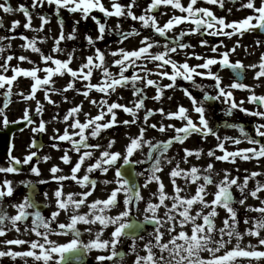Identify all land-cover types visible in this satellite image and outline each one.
<instances>
[{
	"label": "snow or ice",
	"instance_id": "obj_1",
	"mask_svg": "<svg viewBox=\"0 0 264 264\" xmlns=\"http://www.w3.org/2000/svg\"><path fill=\"white\" fill-rule=\"evenodd\" d=\"M211 5H219L224 7L223 0H208ZM45 4L53 5L55 12L60 14L63 9H67L72 13L79 11L81 17L85 20L89 18L93 9H100L107 16L115 17H131L134 20L140 21L145 27L151 26L155 29L156 33L161 35H167L169 29H173L176 25L182 24L185 21H191L195 27L189 29V32H200L201 30H211L210 35H223L225 37H231L237 33L240 35L244 34V31L253 30L255 28L264 29V0H261L259 5L256 4L255 0H247L246 4H241L242 8H248L253 10V14L239 20L227 22L223 16H216L215 13L208 7L197 6V0H189L187 6L181 3V0H151L148 7L144 9V14L137 16L133 11V8L138 6V0H130L127 5H122L119 0H115L110 6L106 7L102 0H32L31 5L20 4L17 8H13L11 3L5 2L0 3V9L4 12L20 11L23 12L27 19V23L23 26L25 28H32V18L34 9L41 8ZM173 5L174 8L180 9L187 15H173L168 19L162 26L156 19V16L151 15L153 9L158 8L160 5ZM195 6V7H194ZM231 12V9H228ZM59 24L61 27V33L58 37L54 38V45L52 51L61 52L63 49L60 47V42L65 39H73L78 35L79 20L74 21L72 32L65 37L63 34L64 19L59 16ZM51 17H42V24L40 28L35 31L43 29L44 25L49 22ZM91 19L95 22L98 27V35L94 38L91 35H86V40L90 46H95L97 40H103L104 34L108 31L107 22L102 21L96 16H91ZM256 21L254 24L253 21ZM20 24L19 20L12 22V29H15ZM217 25L220 27L218 28ZM3 26L2 18H0V27ZM222 29H231V31H222ZM188 33L181 30L179 35L176 37L177 44L175 47L171 46L170 42L165 44L163 50L153 52L154 46H159V41L153 40L151 36H144L140 41V46L136 49H126L123 47L117 48L112 52L114 57L112 62L106 60V52L98 47H94V51L91 55L85 58L78 68L73 69L70 67V63L74 58L75 49L68 53L67 59H59L51 54H45L37 46V38H29L23 36L22 38L27 41L22 47L31 48L33 51L40 53L42 60L47 65L44 69L39 67H33L31 69H25L22 67H15L13 69L14 75H5L4 72L8 71V62L13 59L12 55H7L4 59V63H0V68L4 72H0V87L8 86L7 92L3 93L6 97H11L12 89L11 84L16 80L17 75L23 74L25 77H31L34 79V83L31 85V91L24 96V99H32L35 97V93L39 88H44L45 96L51 101V97L48 96L49 92H59L61 89L53 86L52 88L46 87L47 85H54L55 81L52 77L56 74L63 75L64 73H70L72 79L68 82L63 89L67 91L72 89L76 92H81V89L76 87V83L80 80L89 81L84 88L86 91L83 92L85 96L89 94L92 89L98 90L100 93L111 94L115 92L118 87L126 86L128 81H132L133 85L143 84L144 87H135V93L137 99L131 107L120 104L118 102H111L101 97L100 107L101 111L96 116L85 114L87 119L81 122L76 115L81 111V107H72L63 117L64 121H69L72 118L70 127L72 129H78V131L69 132L68 128H65L62 133L60 130H56V135L53 136L54 141H71L73 149L76 153H80L78 160L75 162L71 169L70 176L62 174V169L56 164H53L49 169L50 179L57 182L58 187L54 190L55 197V210H53L49 217H45L39 210L34 212H28V208L35 206V202L29 197H23L22 201L15 204L14 207L18 209L15 215H9L7 211H3V202L5 197L12 196L14 188L12 187V181L5 180L0 185V236H4L8 229L5 221H10L11 225L17 232L21 231V226L18 222L26 221L29 216L33 217L31 220L30 231L35 233L40 239L26 241L24 239L15 238L5 240V245H25L29 247L24 251H16L13 248L8 247L7 250L0 249V259L3 257H10L15 260L17 257L32 258L37 264H57V261L62 262L65 259V253L74 249L83 247V249L91 251L92 249H107L109 250L108 256H98L97 260L100 264H107L112 257L120 255L117 246L123 244L122 236L126 235L125 229L128 227V217L131 214V208L129 207L132 203L133 197L137 202L144 201L146 204L145 209V220L155 221L157 227L150 234V238L144 244V248L147 249L146 255H139L137 253L134 264H240L241 259H247V264H252V261L264 260V201L260 207H253L247 205L249 211L258 213L257 217L249 218L244 217L245 229L242 231L239 227L241 220L238 216V210L233 207V203L239 205H246V201L249 197L260 199L258 195L264 191V182L257 181L254 189L248 188L249 179L261 175L256 171L250 173V176H245L243 182H238L239 177H231L228 170H225V175L218 183L214 179L213 173L215 172L214 165L208 163L207 167L203 170L193 165L188 169L180 167L179 162H176L170 170V179L173 185H176V178L183 176L186 182L197 183L198 188L195 193L191 196L181 195L182 189L176 185L173 194L169 195L165 191V184L161 179L160 173L163 171L162 162H166L169 165L173 164V161L169 159L165 153L168 152L169 148L174 143L183 142L192 134H200L207 138L209 134L213 135L217 139L216 147L223 150L224 154L217 156L215 151L209 150L207 155L214 157L216 160L227 161L231 158L232 162H235L237 157L244 160L252 158L264 157V123H257L255 132L260 137L257 139L254 136H249L245 131L243 125H234L239 127L240 132L248 139L254 147L246 149H237L236 151L229 152L225 148L224 141L231 140L235 144H239V139L235 137L224 136L221 138L217 131L210 126V122L206 117V108L204 103L198 100L189 88H182L184 94L188 96L192 102V110L196 113L197 121H194L189 113V110L184 105H178L175 111H166L163 108L156 109L164 117L168 118H179L183 125L182 127H176L175 125H164L151 124L149 125V117L152 116L153 110L146 109L144 103V97L139 94L144 91V88L148 86H155L157 89V95L153 97L154 100H160L162 97L171 99L167 96L165 89L180 88L181 85L177 83L178 79L182 78L186 81H191V86L205 88L202 83H197L195 77L206 76L214 78V87L218 90L216 96H211L207 92L204 93L205 100L220 99L223 97L225 102L228 104L226 111L231 115L233 109H239L245 113L255 115L257 117L264 118V111L250 110L243 107L242 102H237L234 98L232 89H243L249 86L242 83L236 82L229 86L227 89L222 86L221 77L219 74L212 70V66L218 62L224 65H229L233 68L244 66L242 62L236 61L231 62L229 57L230 53L236 51L235 47H232L223 53H219L217 57L212 56H199L198 59L202 60L203 63L197 65H190L188 60L185 59L182 63L172 58L171 54H175L177 49H188L194 48V45L185 44L180 42L184 36ZM121 37L127 40L132 36H139L140 32L135 27L127 33L121 31ZM0 39H6V37H0ZM209 41L203 39L200 41L202 45H208ZM223 41H221V44ZM257 44L261 43L260 40L256 41ZM239 44V41H237ZM11 48V45H7ZM218 45H213L211 48L212 52H217ZM4 51V47L0 46V53ZM192 56H196L195 52L190 53ZM20 61L28 59L26 56H19ZM158 61V67L161 69L158 75L161 78L167 77L170 80L168 84H161L156 79L149 78L151 73L146 75H138L136 71L138 69L137 61ZM48 62H54V67L49 65ZM111 63L118 65V69L115 71H109ZM171 65L170 70L165 69V65ZM248 67L256 68L257 65H249ZM133 69L131 76L126 75L127 70ZM93 69H102L104 75L103 84L91 83V77L93 75ZM259 71L256 73L257 77H264V54L261 55V61L259 64ZM39 71H44L45 75L43 78L37 75ZM67 100L68 97L64 96ZM251 102L264 105V95H256L254 92L248 98ZM11 101L9 100L8 103ZM55 103L54 101H51ZM93 104L95 100L91 101ZM8 103H5L3 107H0V116H2V122L4 127H8L9 124L19 123L18 121H9L6 115V108ZM107 105L106 111L103 110L104 106ZM145 108L143 117H139L137 113L140 109ZM124 110L134 117L132 120H118L117 110ZM37 111H43V105L37 103ZM110 114V118L105 119ZM22 120L29 123L33 122V117L30 114L29 109H25L24 115L21 117ZM142 119V124L139 128V132L134 136L128 137V144L125 146L123 152L112 151V145L116 143L114 137L108 139L106 146H102L99 142L92 143L89 141V137L101 136L102 132L112 128L114 125L121 123L124 125L132 126L136 125L137 120ZM144 125H149L152 129H157L162 133H167L169 127L173 128L175 134L170 136L167 140L158 141L153 143L152 140L148 139L146 133L148 131ZM86 129H90L89 132H85ZM34 132L46 131V124L42 120L37 127L32 129ZM73 137H79L73 139ZM14 139V138H13ZM147 144L149 152L147 158L155 159V163L151 169L145 175V183L140 187H148L153 181L157 183V191L152 193L153 197H158V200L148 199L141 194L139 188L135 185H131L129 180L124 176L121 171V167L117 166V161L123 159L124 164L139 163L138 160H131L133 153L137 149H143L144 145ZM36 146V141L33 139L30 147ZM54 148H59L60 145L54 143ZM15 147L14 142L10 145V149L7 153V165L0 167V172L4 173H16L21 171L18 165L30 164L34 157H37V152H29L27 156L21 160L20 158L12 155L11 149ZM87 150L81 152V149ZM153 149L160 151V155L153 157ZM95 150H100V156L95 160V163L87 165V172L82 176H78L77 173L80 171L82 165L85 164L86 158L93 157ZM184 156L182 159L187 161L194 152L198 157L203 153V149H190L184 147L182 149ZM64 155L60 157L62 161L68 163L70 156L68 150H64ZM43 160H49L51 157L43 156ZM39 160L36 161L37 166H31L30 171L37 175L40 174V168L38 167ZM115 167V180H104L105 185L115 183L117 186L110 190L106 199H96L88 206V197L91 196L92 190L95 189L97 181L91 179L87 173H92L96 169L107 173L109 168ZM138 175H141L138 173ZM202 177V180H201ZM67 180H75L77 183L85 185L86 189L80 193H72L64 191V183ZM21 184L32 185V181H20ZM40 183H47V181H40ZM215 184L216 191L212 194L213 199L208 200L205 197L208 195L207 188L209 185ZM235 185L241 195V198L235 200L232 187ZM6 186V187H5ZM134 188L136 189L134 191ZM124 193L123 205L124 207L119 211L118 215H108L107 209L116 207L119 201V194ZM47 197L48 193H44ZM77 196L79 198H77ZM170 201V207L169 202ZM89 207L88 212L80 213L77 210L81 207ZM161 206L166 209L163 215H158V211ZM195 206V207H194ZM217 206L223 207L228 215L223 220V226L217 227L215 223V217L218 215ZM61 211H71L69 222L59 223L57 228L58 216ZM148 213H151L149 215ZM178 213V215H176ZM194 213V214H193ZM202 221V222H198ZM83 222L88 225H94L99 222L103 228L108 225H115L114 231L111 232L108 239H103V228L95 233V237L89 240L87 243L81 239L80 230L77 228V224ZM167 226V232L170 236L169 239L165 240V232L162 231L164 226ZM184 225H189L190 230L186 231ZM180 231H176L177 228ZM59 230H71L74 233V237L67 243H58L56 240L51 239L50 236L57 233ZM29 228L25 227L24 231H28ZM91 233L92 229H87ZM255 236L258 238V245H254L249 242L245 246H241V241L244 235ZM139 239H143L140 237ZM235 239V244L232 245V241ZM231 245V246H230ZM132 251L136 252V244L133 243ZM202 253H208L207 256ZM24 264H28V260L24 259Z\"/></svg>",
	"mask_w": 264,
	"mask_h": 264
},
{
	"label": "flooded vegetation",
	"instance_id": "obj_2",
	"mask_svg": "<svg viewBox=\"0 0 264 264\" xmlns=\"http://www.w3.org/2000/svg\"><path fill=\"white\" fill-rule=\"evenodd\" d=\"M11 2H17L19 0H9ZM26 2H30V5L32 3V0H24ZM224 7H220L217 4V12L218 17L223 16L226 18L227 22L231 21H239L237 10H240V0H225ZM185 5V4H183ZM213 6V5H212ZM228 9H231V12L228 11ZM244 10H250L252 9L243 8ZM33 13H36L37 16L39 12H43L42 15L51 17L49 22L46 25H50L51 29L50 31L52 33H55L58 31V25L59 24V16L60 14H57L55 12V7L53 8V5L47 6L46 4L41 7L32 10ZM182 11L180 9L174 8V6L171 7L169 10L161 9L159 13L163 16L162 23H165L168 19H170L173 15L179 16V15H186V13H181ZM253 13H250V15ZM14 21L16 19H13ZM21 21V20H19ZM27 23V21H26ZM32 23V21H31ZM253 23L255 24L256 21L254 20ZM24 25V24H23ZM20 22V24L15 28L12 29V24L10 25V28H5L4 26L0 27V30H8L12 37H20L28 36V34L31 33H46L48 31V28L44 25L43 29L40 31H35V28L32 23V28H25ZM195 26L191 21H185L182 24L176 25L173 29H169L167 31V35H161L159 33L154 34V40L159 41V46H154L153 52H158L163 50V47L165 44L169 43L171 46L175 47L176 45H173V43H177L176 37L179 35V32L181 30L187 32L188 34L183 37L182 43L185 44H191L194 45V48H188V49H179L182 51V54L190 55V53L195 52L196 55L199 56H212L217 57L219 53H223L222 49L225 47V51L235 47L236 51L233 53H230V61L235 63L236 61L242 62L244 66L242 67H225L222 63H217L216 65L212 66V70L219 74L222 81V86H224L227 89V86L236 83V82H242L246 85H248V88L243 89H232L234 98L237 102H242L243 107L256 111H264V105H260L254 102H251L248 98L249 96L254 92L256 95H264V77H257L256 73L260 70L259 64L261 61V55L264 54V35L258 34L253 30L244 31L243 35H240L239 33L231 36V37H223L218 38L216 40H211V43L208 45H202L200 44V41L204 39L203 35L204 33H192L189 32V29L193 28ZM211 30H206L205 33L210 32ZM228 31H231L229 29ZM28 32V33H27ZM58 36V35H57ZM29 37V36H28ZM30 38V37H29ZM203 38V39H202ZM23 39V38H22ZM260 40L261 43L257 44L256 41ZM221 41L223 43L221 44ZM237 41H239V44H237ZM213 45H218L217 52H212L211 48ZM172 58L175 56V54H171ZM198 63H203L202 60L198 59ZM197 61L194 59V62H191L190 65H197ZM149 63V64H148ZM156 67L159 62L158 61H145L143 60L142 64L139 65V61H137L138 69L136 71V74L138 75H146L147 73H151L149 78L156 79L161 84H168L170 83V80L167 77L161 78L159 73V68H151ZM148 64V65H147ZM256 64V68L248 67L249 65ZM151 65V66H150ZM51 66H55L54 62H51ZM165 68L170 70V65H165ZM154 69V70H153ZM126 75L131 76L133 74V69L129 68ZM53 79V78H52ZM197 83H202L205 85V88L202 90L201 88H197L194 86H191V81L183 80L182 78L178 79L177 83H181L183 81V88L187 87L189 88V91L192 92V94L200 101L204 103V106L206 108V117L210 122V126L213 127L215 131L218 132L219 136L223 138L224 136L229 137H235L239 139L240 143L235 144L231 140L224 141L225 148L227 150H234L237 149H246V148H252L254 145L245 138V136L240 132L239 127H235L234 125H243L245 131L249 136H254L257 139L260 137L255 132V127L257 123H264V118L257 117L255 115L245 113L242 110L239 109H233L231 115L228 114L226 109L228 108V104L225 102V99L221 97L220 99H211V100H205L204 99V93L207 92L211 96H216L218 90L214 87V78L213 77H206V76H197L195 77ZM84 82L85 80H80ZM104 83V82H103ZM85 83L83 84L82 88L78 85V82L76 83V87L80 88L81 90H86L84 88ZM144 87L143 84L133 85L132 81H128L126 86L119 87V92L117 93L116 98L112 97L111 94L106 93H100L99 102L97 103V106L91 108L87 107L86 104L81 105L79 103L78 98L75 97V93L78 94V92L74 91L71 92V97H68L66 102L62 105L59 104H52V100H48L49 104L48 106L43 109L42 112H40L41 116H43V119L46 124V131L41 132H35L37 136L41 138L42 145L41 147H27L26 144L29 142V137H26L25 146L22 148L23 153L25 156L29 152H37V157L33 158V161L30 164H22V169L19 172L16 173H4L0 172V185L3 184L5 180L12 181V187L14 188V192L12 196L5 197L3 202V211H7L9 215H15L18 212V209L14 207L15 204H18L22 201L23 197L29 196L34 202L35 206L32 208H28V212H34L36 210H39L45 217H49L51 212L55 210V197L53 195L54 190L58 187V184L56 181L50 179V171L49 169L52 167L53 164H56L62 169V174L65 176H70L71 169L74 166L75 162L78 160V157L80 153H76L73 149V146L71 144V141H54L53 136L56 135V130L59 129L60 133L64 131L65 128H68L73 131H78V129H72L70 124L72 123V118L69 119V121H64L63 117L64 115L74 106H80L81 111L77 113L76 115L80 119L81 122H84L87 119V116L85 114H89L91 116H96L99 111H101L100 107V100L101 97H104L109 100V103L111 102H119L120 104L127 105V103L131 99V92H135V87ZM179 90H182L180 88L175 89H165L164 91L167 93L168 97H171V99H167L165 97H162L160 100H154L153 97L157 95V89L155 86H148L144 88V91L140 93V96L144 97V103L146 109L153 110V115L150 116L149 119V125L150 122L158 123V126L160 125V120H162L164 123L168 125H175L176 127H182L183 122L177 117V118H168L164 117L160 112H157L156 109L163 108L166 111H172L169 110L171 108H176L180 102L184 103V106L189 110L190 115L192 116L194 121H197L196 113L192 110V102L188 96H184V99L180 100L179 96ZM161 105V107H159ZM53 107L52 110H49L48 107ZM58 106L61 107V111H59ZM107 105L104 106L103 110L106 111ZM175 110V109H173ZM47 112H50L53 114L54 118L52 120L48 119ZM117 119L118 120H128L126 114V111L124 110H117ZM145 112V108L140 109V111L137 113L139 117H143ZM82 113V114H81ZM57 114V117L55 118V115ZM110 118V114L105 118ZM160 119V120H158ZM34 121V120H33ZM51 122H53L51 124ZM198 122V121H197ZM142 124V119L137 120L136 125L128 126L121 123H118L114 125L112 128L105 130L102 132L101 136L98 137H89V141L92 143L99 142L102 146H106L108 143V139L114 137L116 140V143L112 145V151H120L123 152L125 150L126 145V137L128 130L132 129L133 127L137 126L140 128ZM39 124H37L38 126ZM149 125H144L145 128L148 130H151L152 128L149 127ZM154 131L158 132L163 138H155L150 137L148 139L152 140L153 143H156L158 141L167 140L170 138V136L175 134V131L173 128L169 127L167 129V133H162L157 129H153ZM90 129H86L85 132H89ZM79 137H74L73 139H78ZM54 143H57L60 145L59 148H54L52 145ZM181 144L179 142H176L171 146L165 155L173 161L174 165L176 162L181 163L182 155L177 154L178 152V145ZM184 147L190 148V149H203V153H201L198 157L196 156L195 152L194 154L188 158V160H195L199 161V168L201 170L205 169L207 167L208 163H212L214 165L215 169V176H218V172L222 170L224 161L216 160L214 157H210L207 155L209 150L215 151L217 156H221L224 154L223 150L216 147L217 145V139L215 136L209 134L207 138L203 137L200 134H192L189 136L184 142ZM37 145V143H36ZM145 150L144 149H137L140 150L145 154L144 160L139 163H129L124 164L123 159H120L117 161V166L121 167V171L124 174V176L129 180V183L131 185H135L139 188L142 194V189L144 187H140L145 183V175L149 172L152 165L155 163V159H149L147 158V153L149 152L148 145L145 144ZM64 150H68V155L70 156V161L68 163H65L60 159L61 156H63ZM87 149L82 148L81 152L85 151ZM137 150L135 152H137ZM153 157L160 155V151L157 149H153ZM183 155H185L183 153ZM43 156H49L51 159L49 160H43L41 157ZM100 156V150H95L93 153V157L86 158L85 164L82 165L80 171L77 173L78 176L82 177L87 172V165L91 163H95V160L99 158ZM1 157L4 159V162L0 163V167H5L7 165V158L6 156L1 155ZM39 160L38 167L40 168V174L37 175L35 173H32L29 169L31 166H37L36 161ZM133 160V159H131ZM165 162H162L164 164ZM235 164V163H234ZM197 165V166H198ZM141 174V175H138ZM91 179H95L97 181V184L95 186V189L92 190L91 196L88 197V206H91V203L96 199H106L108 194L110 193V190L116 187L117 185L115 183L107 184L105 185L103 183L104 180H115V167L109 168L107 173H104L100 171L99 169H96L92 173H87ZM214 176V177H215ZM202 180V177H201ZM20 181H32V185L28 184H21ZM40 181H47V183H40ZM217 181V180H215ZM64 183V191L72 192V193H80L83 192L86 189L85 185L77 183L75 180H67ZM157 185L156 182H152ZM6 187V186H5ZM136 189L134 188V191ZM44 193H48V196L46 197ZM143 195V194H142ZM124 193L119 194V201L120 203L113 208L107 209L108 215H118L119 211L124 207L122 201H123ZM144 196V195H143ZM145 200L152 199V200H158V197H153L151 195H145ZM77 198H79L77 196ZM206 198V197H205ZM89 207H81L77 211L80 213L88 212ZM131 208V214L127 218L129 221L128 227L125 229L126 235L122 236L123 244L117 246V251L120 252V255L117 257H112L111 260L107 262V264H134L135 257L137 253L141 256L147 254V249L144 248V244L148 241L150 238V234L155 230L157 227L155 221H149L145 220V209L146 204L144 201L137 202L135 200V197H133L132 203L129 206ZM170 207V206H169ZM195 207V206H194ZM166 209H164L163 206H161V209L158 211V215H163ZM71 211H61L60 215L58 216V222H57V228L59 223H67L69 222V218L71 215ZM151 215V213H148ZM33 217L29 216L26 221L18 222L21 226V231L17 232L15 228L11 225L10 221H5V224L7 225L9 231L6 232L4 236H0V249L7 250L8 247L13 248V250L16 251H24L26 250L29 245H5L4 241L9 239H15L20 238L24 239L26 241L36 240L40 239L37 237V235L30 231L31 227V220ZM201 222V221H200ZM186 226V225H184ZM29 228L28 231H24V228ZM91 227L92 231L91 233L87 231V229ZM77 228L80 230L81 233V239L83 242L87 243L89 240L93 239L95 237V233L100 230V228H103L102 225L97 222L94 225H88L83 222H80L77 224ZM115 225H108V227L103 228V239H108L110 237V234L112 231H114ZM162 231L165 232L164 239L167 240L170 238L168 232H167V226L165 225L162 228ZM74 237V233L71 230H59L57 233H54L50 236L51 239L56 240L58 243H67ZM140 237H143V239H139ZM133 243L136 244V252L132 251V245ZM65 259L62 262V264H100V262L97 260L98 256L109 255V250L107 249H92L91 251L83 249V247L74 249L72 251L66 252ZM202 255L207 256V253H202ZM24 259L28 260V264H37L32 258H22L17 257L15 260L11 259L10 257H3L0 259V264H24ZM57 264H61V262L57 261Z\"/></svg>",
	"mask_w": 264,
	"mask_h": 264
},
{
	"label": "rangeland",
	"instance_id": "obj_3",
	"mask_svg": "<svg viewBox=\"0 0 264 264\" xmlns=\"http://www.w3.org/2000/svg\"><path fill=\"white\" fill-rule=\"evenodd\" d=\"M5 2H9L13 6V8H17L16 2L14 3V2H11L9 0H0V3H5ZM114 2H115V0H102V3L106 7L110 6ZM119 2L122 5H127L130 3V0H119ZM223 2H225V0H223ZM255 2L257 5H259L261 3V0H255ZM149 3H151V0H138V6L134 7L133 11L135 12V14L137 16L142 15V14H144V9H146L148 7ZM181 3L185 4V6H187V4L189 3V0H181ZM246 3H247V0H240V10L238 9L236 12V13H238L239 18L247 17L251 13V11H245L241 7V4H246ZM20 4L27 5V3L25 1H21L18 4V6ZM46 5L49 6L48 4H46ZM172 6L173 5H171V4H169V5L162 4L161 8L164 10H169V9H171ZM197 6L208 7L215 13V15H217V13H216L217 12L216 11L217 5L212 6L211 4L208 3V0H197ZM53 8H54V6H53ZM103 13L104 12L100 11V9H93L91 14L89 15V18L87 20H85L81 17V14L79 13V11H77L76 13H72L67 9H63L62 12L60 13V16H63V19H64L63 34L65 35V37H67L72 32L74 21L79 20L80 23L78 25V35L75 38L65 39L64 41L60 42V47L63 49V51H61V52L52 51L53 45H54V38L58 37L61 33V27L59 25L57 28L58 31L55 33H52L50 31V29H51L50 25L51 24L50 25L45 24L46 28H48V31L46 33H42V34L31 33V34H28V36L30 38H33V37L37 38V46L41 49L42 52H44L45 54H51L54 57L59 58V59H67L68 53L71 52L73 49H75L74 58L70 63V67H72L73 69L78 68L82 63H84L85 58L88 55H91L93 53L94 47H98L101 50L105 51L106 52V60L108 62H112L114 59V57L112 56V52L114 50H116L117 48L123 47V48L129 49V50L136 49L140 46L139 41L144 36H151L152 39L154 40V34L156 32H155V29L152 28L151 26L145 27L140 21L134 20L131 17L110 16V20L108 23V31H106V33L104 34V39L103 40H97L94 47L90 46L86 40V35H91L95 38L99 34L98 33V27L95 24V22L91 19V16L94 15L96 17L101 18V20L104 21ZM181 13H184V12H181ZM252 13H253V11H252ZM150 14L156 16L157 21L161 25V21L164 19L163 16L159 13L154 14L151 12ZM34 15H36V13L33 14L32 23H33L34 28L37 29V28H40V26L42 24V17L43 16H42V12H41V14H39L37 16H34ZM186 15H187V13H186ZM0 18H2L3 25L5 28H10V25L14 21L13 19L21 20L20 22L22 25L25 24L27 21L23 12L13 11V12H7L6 13L3 11V9H0ZM163 24L164 23H162V25ZM133 27H135L136 29L139 30L140 35L139 36H132V37H129L127 40H124L123 37H121L120 32L123 31V32L127 33L128 31H131ZM8 31H9V29L8 30H0V37H6V39H0V46L4 47V51L2 53H0V63H4V59L7 55H12L13 59L8 62V64H9L8 71L4 72V70L2 68H0V72H4L5 75L11 76V75H14L13 69L17 66L25 68V69H31L33 67H39L41 69H44L47 66L45 64V62L42 60L40 53L33 51L31 48L22 47L23 45H25L27 43V41H25L24 39H22L20 37H16V38L12 37ZM226 31H228V30H226ZM183 40L184 39H182L181 41L183 42ZM9 44L11 45V48L7 47V45H9ZM176 44L177 43H175V44L173 43V45H176ZM152 50H154V48ZM223 50H225V47L223 48ZM19 56H26V57H28V59L25 61H20L18 59ZM173 59L182 63L185 59H187L188 62H194L195 58H190L189 55L182 54V51L177 49V52L175 53V56H173ZM138 61H139V65H143L142 64L143 59L138 60ZM160 63L161 62H159V64ZM48 64L51 65V62H48ZM151 65L154 66L153 63H151ZM151 68H159V67L157 65L156 67L154 66ZM117 69H118V65L111 63L109 71H115ZM165 69H167V68H165ZM160 71H161V69H160ZM37 75L40 76L41 78H43V76L45 75V72L39 71L37 73ZM52 78L55 81V84L54 85L50 84V85H47L46 87L52 88L53 86H55L56 88L61 89V91L49 92L48 96H50L51 99L56 104L62 105L66 102L64 99V96L71 97V95H73V94H71V92H74L72 89H68L67 91H63L66 84L68 82H70V80L72 79L71 74L70 73H64L63 75L56 74ZM88 82L89 81H87V80H85L84 82L78 81V85L80 86V88H82L83 84L84 83L87 84ZM103 82H104V75H103L102 69H93V75L91 77V83L100 84ZM33 83H34L33 78L25 77V76H23V74L17 75L16 80L13 81L11 84V89H12V95L11 96H13V102L5 110L9 121L22 120L21 117L24 115L25 109H29L31 116H33V119H36L33 122L34 125H32L28 129L24 130L23 132L17 133L13 139L15 147L13 149H11V153H12V155L20 158L21 160H23L27 156V155L25 156L23 151H22V148L25 146V141H27L26 137L28 136L30 139L29 142L26 144V146L29 148L30 145L32 144V139H36V133L32 129L34 127H37V124H39L41 122V119H43V116H41V114H39L40 112L37 111V103L39 102L40 104H42L43 109H45L48 106L47 105L48 102L46 101L48 98H46V96H45L44 88H39L35 93V97L32 98V100H30V101H29V99L23 98L24 96H26L31 91V85ZM179 85H181L180 89H182L183 85H184L183 81H181V83H179ZM3 90L7 91L8 86L5 85L4 87H0V107H1V104L3 101V98L1 96V94L4 92ZM179 92H180L179 96L181 95L180 100L184 99L185 95H184L183 90H179ZM117 93H118V91L113 92L112 97L116 98ZM96 95H97V92L94 91L92 93V95H88V96H90L91 101H92L94 98L98 99L96 97ZM88 96H85V98L84 97L80 98L79 94L77 95L75 93V97L78 98L79 103H84V99L88 102ZM137 98H138L137 94L135 92H131V99L127 103V106L131 107ZM91 101L89 102L90 104L92 103ZM181 104L184 105V103L180 102L179 105H181ZM159 107H161V105ZM177 108H178V106L176 108L173 107L169 110L175 111V110H177ZM48 109L52 110L53 107L50 106V107H48ZM58 109H59V111H61L60 106H58ZM173 109H175V110H173ZM46 113L48 115L50 114L48 116L49 120H52L54 118L53 114H51L50 112L46 111ZM125 115L127 116L128 120L134 119V117L131 115V113L126 112ZM56 117H57V114L55 115V118ZM158 120H160V119H158ZM52 123L53 122H51V124ZM151 123L158 125V123H155V122H150V124ZM159 124H164L166 126L168 125V124L164 123L162 120H160ZM3 127H4V125L2 122V116H0V129ZM68 130L71 133V130L70 129H68ZM138 132H139V128L137 126L128 130L127 137H126V145L129 142L128 137L134 136ZM146 136H147V138H150V137L163 138L158 132L154 131L153 129L148 130L146 133ZM177 148H178L177 154H181L183 157L184 152L182 151V149L184 148V144H179ZM143 149L145 150V146L143 147ZM144 150H143V152H144ZM228 151L233 152L234 150H228ZM143 152H141L140 150H137V152L133 153V156L130 159L138 160L139 162L143 161L145 154H146ZM1 162H4V159L0 155V163ZM198 164H199V161H195V160L184 161L182 159L181 163H180V167L184 168V169H188L189 167H191L193 165L197 166ZM172 167H173V165H169L166 162L164 164H162L163 171L160 173V175H161V179H162L163 183L166 186L165 191L169 195H171L174 193L176 185H178L182 189L181 195H185V196L193 195L198 188V184L192 183V182H186L184 180L183 176H181V177L176 178V185H173L171 182V179H170V170ZM197 167H199V165ZM225 170H228L231 177H239L238 182H243L244 177L250 176V173L253 171L261 173V175H258L256 177L249 179L248 188L254 189L257 181L264 182V157L252 158L249 160H244L240 157H237L235 162H232L231 158L227 161H224L223 168L221 171L218 172V176L216 177L215 173H213V175L215 176L214 179L217 180L216 181L217 183L221 179H223V177L225 175ZM157 187H158V185H156L155 183H150L148 185V187H144L142 189V194L144 196L145 195H151L152 196V193L157 191ZM216 190L217 189H216L215 184L209 185L207 188L208 195L206 196V199H208V200L213 199L212 194ZM232 190H233V194H234L236 200L241 198L242 194L240 193L239 189L235 185H233ZM258 195L260 196V199H256V198L251 197L249 195V197L246 201V205H244V206L239 205V204H233V207H235L238 210V216L241 220L239 227L242 231L246 227V225L244 224V217L245 216H247L249 218H254V217L258 216V213L249 211V209L247 207V205H252L253 207H260L261 206L262 201H264V191H262ZM168 203L170 206V201ZM217 212H218V215L215 217V223H216L217 227H222L223 226V220L228 215V213L221 206H217ZM176 215H178V213ZM198 222H200V221H198ZM184 229L186 231H189L190 230L189 225L184 226ZM176 231L177 232L180 231V228L178 227L176 229ZM249 242H251L254 245H258V238L255 236H250V235L245 234L243 237V240L241 241V246H245ZM234 244H235V239H233V241H232V245H234ZM262 248H264V246H262ZM240 264H247V259H241ZM252 264H264V260H261V261L253 260Z\"/></svg>",
	"mask_w": 264,
	"mask_h": 264
},
{
	"label": "water",
	"instance_id": "obj_4",
	"mask_svg": "<svg viewBox=\"0 0 264 264\" xmlns=\"http://www.w3.org/2000/svg\"><path fill=\"white\" fill-rule=\"evenodd\" d=\"M259 30L264 32V29H259ZM8 101H9V98H6L5 103H8ZM4 104H3V106H4ZM25 125H26V123L9 124V126L6 128V130H0V152L1 153L6 154L7 148L9 146L11 138H12V134L16 130L24 128Z\"/></svg>",
	"mask_w": 264,
	"mask_h": 264
}]
</instances>
